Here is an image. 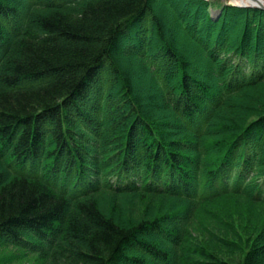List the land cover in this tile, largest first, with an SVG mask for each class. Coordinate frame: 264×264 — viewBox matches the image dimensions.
<instances>
[{
	"label": "trees",
	"instance_id": "obj_1",
	"mask_svg": "<svg viewBox=\"0 0 264 264\" xmlns=\"http://www.w3.org/2000/svg\"><path fill=\"white\" fill-rule=\"evenodd\" d=\"M42 1L0 0V246L38 264H264V228L242 260L184 248L204 204L264 205V91L225 110L264 86V11L181 0L193 7L179 25L214 63L202 76L154 0ZM131 53L155 67L161 97H136ZM103 109L119 111L113 127Z\"/></svg>",
	"mask_w": 264,
	"mask_h": 264
},
{
	"label": "rangeland",
	"instance_id": "obj_2",
	"mask_svg": "<svg viewBox=\"0 0 264 264\" xmlns=\"http://www.w3.org/2000/svg\"><path fill=\"white\" fill-rule=\"evenodd\" d=\"M218 1L221 2V7L225 4V0ZM153 3L158 17L165 19V26L168 24L171 25V27H168L170 31L168 28H166V30L169 37L173 39L171 42L174 44V47L186 56V61L190 64V68L186 71L189 73L193 65L199 62L198 64L200 67L197 65V68L198 72L201 73L202 76H206V73L209 72L213 73L214 63L210 61L209 56L206 54V50H203L199 44L195 43L188 33L182 30L178 23V9L181 11L184 10L188 13L191 11L193 6L190 5L189 8L186 9V7H183L185 3L181 0H154ZM236 21L238 20L234 21V25L237 23ZM238 22V27L236 26L235 31L231 33L232 36L235 34V37L243 28L242 20H239ZM174 31H177V35L179 33L181 37H179V35L176 38L173 37L171 32L174 33ZM156 40L157 38L155 32L153 30L149 31V38L146 45L149 44V46H152ZM153 52L154 48H151L150 53H146V57L151 58ZM131 54L133 55V53ZM121 55L126 57V55L120 54V56ZM116 59L119 61L117 55ZM123 62L125 65H128L124 70L129 78L131 88L135 92L136 97L139 98V101L142 102L144 95L157 96L158 94V97H161V84L157 81V78L153 73L155 67L152 66L151 69L146 68L145 63H147V60L138 56H134L132 58L130 57L129 62H132V64H127L126 61ZM167 68L168 71L165 72L163 80L166 82L167 87H171L177 79L176 69L172 66ZM109 91L113 92L112 94L115 96L116 86L113 84L112 89ZM263 91L264 86L250 91L246 89L243 91L244 94L242 96L240 95L234 101H229L226 105L227 109L225 110L241 111L248 105L252 106V103L247 102V99H252L256 95L263 94ZM161 104L162 107L156 108L155 111H157V114L160 117L164 118L163 114L167 116L166 112L162 110L165 102L162 101ZM114 111L113 119V116L103 109L99 118L104 121V126H110L111 124V127L114 126V121L119 113V111ZM220 113L222 114L223 111ZM221 114L217 116L215 123L212 125L213 130L216 129L217 121L219 120ZM249 114L250 112H247L246 116H249ZM111 138L112 136L106 137V140L108 141ZM206 140L208 139L206 138ZM253 179L254 178H252L251 181ZM111 197L112 196L110 194L105 195V198L110 199ZM191 220L195 225L189 229V235L186 238V242H184V248H189L195 245L198 246L200 244L206 245L210 250L215 253L218 252L221 257L224 256L226 259H228V257H226L225 254L226 252H229L230 249L232 250L231 252L235 254L237 259L242 260L244 258V254L250 248V245L248 244L251 243L250 239L252 240L253 236L259 229L262 230L264 228V205L257 204L245 198L225 196L213 202L204 204L201 211H198L197 215L192 216ZM184 240L185 238L183 241ZM0 261L5 264H38L36 263V256L33 253L28 250L12 246H0Z\"/></svg>",
	"mask_w": 264,
	"mask_h": 264
},
{
	"label": "water",
	"instance_id": "obj_3",
	"mask_svg": "<svg viewBox=\"0 0 264 264\" xmlns=\"http://www.w3.org/2000/svg\"><path fill=\"white\" fill-rule=\"evenodd\" d=\"M251 1H253V3L247 5V4L237 3V2H234V1L225 0V2H230L231 5L235 6V7H239V8H253V9L264 11V2H262V0H251Z\"/></svg>",
	"mask_w": 264,
	"mask_h": 264
},
{
	"label": "bare ground",
	"instance_id": "obj_4",
	"mask_svg": "<svg viewBox=\"0 0 264 264\" xmlns=\"http://www.w3.org/2000/svg\"><path fill=\"white\" fill-rule=\"evenodd\" d=\"M232 1H234V2H237V3H241V4H251V3H253V1H251V0H232ZM262 2H264V0H262ZM216 11H213V13H215Z\"/></svg>",
	"mask_w": 264,
	"mask_h": 264
}]
</instances>
